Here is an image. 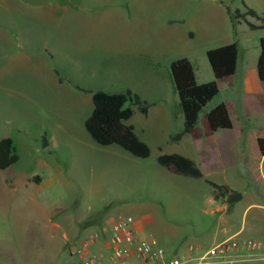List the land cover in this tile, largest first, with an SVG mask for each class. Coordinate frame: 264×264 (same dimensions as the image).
I'll use <instances>...</instances> for the list:
<instances>
[{
  "label": "rangeland",
  "instance_id": "1",
  "mask_svg": "<svg viewBox=\"0 0 264 264\" xmlns=\"http://www.w3.org/2000/svg\"><path fill=\"white\" fill-rule=\"evenodd\" d=\"M225 1L264 19V0ZM217 4L0 0V140L11 138L19 155L16 164L0 170V264H78L73 248L94 234L105 236L120 216L135 218L144 238L154 236L169 257L190 264L236 232L240 241L264 239V211L244 215L252 199L264 205L257 147L264 120L247 122L244 137L227 147L187 134L172 139L184 130L172 62L187 58L198 83H209L215 77L207 52L235 42L239 68L257 65L264 30L234 25ZM127 90L151 104L147 115L133 107L127 122L150 147L148 158L99 145L85 129L94 93ZM239 96L237 85H223L199 124L217 104ZM168 154L193 160L205 177L170 173L158 161ZM208 181L229 185L244 201L228 213L217 211ZM190 248L200 249L195 259Z\"/></svg>",
  "mask_w": 264,
  "mask_h": 264
},
{
  "label": "trees",
  "instance_id": "2",
  "mask_svg": "<svg viewBox=\"0 0 264 264\" xmlns=\"http://www.w3.org/2000/svg\"><path fill=\"white\" fill-rule=\"evenodd\" d=\"M227 11L233 22L246 21L251 16L261 21L259 26L248 23L252 30L264 29V19L256 11L247 8L245 13L239 10L233 11L227 7ZM239 47L237 43L211 49L207 52V58L213 70L215 80L209 83L198 84L193 64L187 59H179L171 64V74L180 100L184 115V130L172 139L178 141L184 135H189L193 141H201L212 137L220 130H231L234 123L228 106L221 103L205 114L201 124L199 116L203 109L220 93V84L232 79L237 70ZM258 75L264 84V37L260 40V55L257 63ZM94 109L85 121V129L90 137L99 145H119L134 156L148 158L151 154L150 147L143 142L135 132L132 125L127 122L133 117V107H139L140 111L147 115L151 104L142 100L130 90L125 92L109 93L98 91L93 95ZM127 104L131 106L127 107ZM48 140L44 139V146H48ZM258 150L264 159V138L257 140ZM19 161V155L11 138L0 140V170H6ZM159 163L170 173L202 179L205 177L200 167L191 159L180 154L161 155ZM36 182L40 178L36 177ZM208 183L214 189L215 199H224L229 206H234L243 199V194L232 189L228 185H219L212 181Z\"/></svg>",
  "mask_w": 264,
  "mask_h": 264
},
{
  "label": "built area",
  "instance_id": "3",
  "mask_svg": "<svg viewBox=\"0 0 264 264\" xmlns=\"http://www.w3.org/2000/svg\"><path fill=\"white\" fill-rule=\"evenodd\" d=\"M102 235L94 234L73 248L71 255L78 259V264H190L185 258L169 257L154 236L144 238L136 227L135 218L131 216H120L108 233ZM96 245H100L97 252L92 250ZM233 253L256 254L249 262L261 264L264 261V239L224 242L201 257L198 264H203L208 257H218L219 261L237 264L239 261L229 256Z\"/></svg>",
  "mask_w": 264,
  "mask_h": 264
},
{
  "label": "crops",
  "instance_id": "4",
  "mask_svg": "<svg viewBox=\"0 0 264 264\" xmlns=\"http://www.w3.org/2000/svg\"><path fill=\"white\" fill-rule=\"evenodd\" d=\"M211 1H212V3H215V4L218 3L217 5L219 7H222L225 9L226 14L228 15L229 19L232 21V23L234 25H241L242 22H246V21L233 22V20L231 19V16L229 15V13L227 11V7H231V6L227 5L228 3L225 0H211ZM211 6H215V5H211ZM244 6H246V5L244 4ZM236 10L240 11V9H236ZM233 11H235V10H233ZM240 12H242V11H240ZM242 13H245V12H242ZM250 17L251 16L246 17V20L248 22H249L248 18H250ZM251 18H253V17H251ZM247 25H248V23H247ZM254 25L259 26V24H254ZM248 27H249V25H248ZM250 30L251 31H261L264 29L252 30L250 28ZM261 38H263V37H261ZM261 38H260V40H261ZM260 40H259V44H260ZM233 43H235V42H233ZM229 44H232V43H229ZM223 46H225V45H223ZM220 47H222V46H220ZM239 53H240V51H239ZM257 63H258V61H257ZM170 71H171V66H170ZM195 74H196V71H195ZM196 80L198 83L197 75H196ZM223 85H227L228 88H234L237 85L240 88V96L238 98L229 99L227 101L222 102V103H225L229 108L230 115H231V118H232L233 123H234V128L231 130H220L217 133H215L212 137H209L206 139H214L218 145H223V146L227 147L230 144H233V140L236 138V136H239L240 138L244 137V133L248 128L247 122H252V121L259 122V121H261V119L264 120V84L261 82V80L259 78L257 65H256V67L252 66L251 68H249V67L243 68V69L239 68V55H238V64H237L236 74L232 79L225 81V82H222L220 84V93L223 90ZM220 104H217V106ZM260 137H263V136L258 135L257 140ZM257 147H258V145H257ZM258 152H259V150H258ZM258 159L260 161L259 167L263 170V176H264V159L261 156V154L258 156ZM201 164H200V166H202ZM248 164H249V161L246 160V166L249 167L248 174L251 175L250 173L252 171V166H249ZM258 195L264 196L260 191L258 192ZM210 201L212 204H216V210L219 212L228 213L233 207V206H229V204L224 199L217 200V199H215V197H213ZM241 201H244V199H242ZM256 208L264 211V205L259 203L257 198H254L251 200V202L245 208L244 215L245 216L248 215L253 209H256ZM136 227H137L138 231L141 233L142 228L140 227V225H138L136 223ZM224 232H225L224 235L228 234L227 229H225ZM105 233H108V231L105 230ZM240 233H241V231L236 232V233L226 237L219 244H217L213 248L207 250L202 255V257L204 255H206L208 252H210L211 250H213L218 245H220L224 242H227V241L237 239V237L240 235ZM100 245H96L95 248H98V250H99ZM194 250H195V248H193V251H189L188 256L191 257L190 259H195L194 258V257H196L195 254L198 253L196 251H200V249L199 250L197 249L195 252H194ZM192 256H194V257H192ZM229 256L232 257L234 260L239 261L237 264H249L250 258L256 257V254H242V255H240L238 253H233V254H229ZM192 263H194V262H192ZM215 263H217V264L218 263H220V264H231L228 262L225 263L224 261H216V260L209 261L207 264H215ZM261 263L263 264L264 261H262ZM196 264H198V263H196Z\"/></svg>",
  "mask_w": 264,
  "mask_h": 264
}]
</instances>
